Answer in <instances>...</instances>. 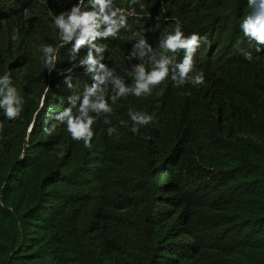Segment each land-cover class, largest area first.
<instances>
[{
  "label": "trees",
  "instance_id": "16d2710c",
  "mask_svg": "<svg viewBox=\"0 0 264 264\" xmlns=\"http://www.w3.org/2000/svg\"><path fill=\"white\" fill-rule=\"evenodd\" d=\"M73 2L0 0V74L13 71L25 100L22 118L0 127V264H264V57L238 50L254 48L238 31L244 0H139L132 30L100 41L103 62L131 83L136 33L159 49L179 20L208 38L196 57L208 84L122 98L111 116L121 135L98 118L92 150L62 127L44 131L92 84L67 47L51 75L38 50L60 45L51 21ZM130 108L155 124L132 134Z\"/></svg>",
  "mask_w": 264,
  "mask_h": 264
},
{
  "label": "clouds",
  "instance_id": "9594fccd",
  "mask_svg": "<svg viewBox=\"0 0 264 264\" xmlns=\"http://www.w3.org/2000/svg\"><path fill=\"white\" fill-rule=\"evenodd\" d=\"M125 2L127 10L119 7L115 0H74L70 8L53 16L51 24L57 30L61 43L59 46L44 43L39 47L44 68L49 75L57 72L60 49L67 47L70 63L76 65L75 68H83L85 74L90 75L92 84L85 85L82 92L70 95L69 106L51 117L54 122L44 128L49 135L62 127L74 143L82 142L84 148L92 150L97 134L94 125L98 118H104L108 137L121 135L118 127L112 124L111 116L114 114V105L122 98L150 97L162 84L181 89L188 86L182 93L184 95H191L192 88L207 86L206 73L196 67V57L201 47L209 43L208 38L197 32L186 34L179 20L172 31L159 41V49H154L144 34L136 33V42L132 45L130 55L138 62L131 65V83L119 75L114 67L103 62L106 48L100 41H109L110 38L117 40L122 32L132 30L129 17L139 0ZM244 2L248 11L238 18V31L254 48L251 51L238 50L244 60L253 63L264 57L261 55L264 53V0ZM11 39H20L19 29H14ZM82 49L86 50V54H80ZM177 56H182L179 62L176 61ZM75 68L64 69L62 73L65 74L64 83L70 90L75 87L72 75ZM24 103V95L16 87L13 71H4L0 74V113L3 115L0 127L5 121L21 119ZM43 107L42 97L40 109ZM127 115L130 121L128 130L134 135L156 122L155 117L146 111L130 108ZM31 130L32 126H29V132Z\"/></svg>",
  "mask_w": 264,
  "mask_h": 264
}]
</instances>
